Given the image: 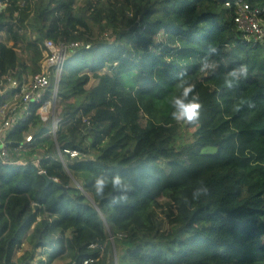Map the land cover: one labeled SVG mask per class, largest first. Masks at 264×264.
Instances as JSON below:
<instances>
[{
    "label": "trees",
    "instance_id": "obj_1",
    "mask_svg": "<svg viewBox=\"0 0 264 264\" xmlns=\"http://www.w3.org/2000/svg\"><path fill=\"white\" fill-rule=\"evenodd\" d=\"M227 1L0 0V109L40 72L46 39L80 43L55 92L56 131L37 112L51 80L5 136L0 264H264V45L242 38ZM206 54L214 68L201 71ZM241 64L247 78L225 87ZM181 70L203 108L173 149ZM117 174L126 199L113 203L111 185L96 196V177ZM199 181L209 193L193 199Z\"/></svg>",
    "mask_w": 264,
    "mask_h": 264
},
{
    "label": "built area",
    "instance_id": "obj_2",
    "mask_svg": "<svg viewBox=\"0 0 264 264\" xmlns=\"http://www.w3.org/2000/svg\"><path fill=\"white\" fill-rule=\"evenodd\" d=\"M227 7H234V23L237 29L241 32L242 38L248 43L264 45V4L252 6L244 0H229L225 3ZM43 57L41 59L40 72L31 75L27 81L20 87L19 97L20 104L24 110L27 109L31 101H39L40 95L50 86L51 80L53 83V91L56 92L64 65V60L69 49L76 48L80 45L79 42H71L66 44L64 42H54L51 39L44 41ZM7 85L10 89H16L19 84L10 76L7 77ZM46 102L40 106L45 108ZM3 109H0V159L3 161L8 160V142L5 139L13 129L12 115H3ZM39 113V112H38ZM27 116V112L24 113ZM43 120L48 117L39 113ZM59 119L53 118L52 132L56 131ZM32 141V136L28 135L25 138V144ZM21 148V147H20ZM71 158L77 157L78 152L75 150L64 149ZM95 259L85 258L78 264H91Z\"/></svg>",
    "mask_w": 264,
    "mask_h": 264
},
{
    "label": "clouds",
    "instance_id": "obj_3",
    "mask_svg": "<svg viewBox=\"0 0 264 264\" xmlns=\"http://www.w3.org/2000/svg\"><path fill=\"white\" fill-rule=\"evenodd\" d=\"M218 49L215 46H209L206 50L207 54H216ZM207 54L203 58L201 63V71H207L214 68V64L210 63L207 59ZM248 75L247 65L241 64L237 68L230 70L224 79V86L227 88H232L234 82H239L241 79H246ZM187 73L181 70L176 73V79L178 80L179 93L173 95L170 98V104L173 109L171 112V117L178 123L196 125L199 123L201 110L203 104L200 101L199 94L195 92L196 85L188 81ZM111 185L113 190H116L122 195L113 199V203H118L126 199L123 193H126L130 189V185L120 176L113 175L108 176H98L95 179L93 188L96 196L103 197L105 190ZM209 193V187L203 181L198 182V186L193 189L192 197L193 199H199L203 195ZM187 200V198H185Z\"/></svg>",
    "mask_w": 264,
    "mask_h": 264
},
{
    "label": "rangeland",
    "instance_id": "obj_4",
    "mask_svg": "<svg viewBox=\"0 0 264 264\" xmlns=\"http://www.w3.org/2000/svg\"><path fill=\"white\" fill-rule=\"evenodd\" d=\"M82 0H77V3H80ZM4 39L3 33H0V40ZM95 83L94 80H91L87 87L92 86ZM54 92V91H53ZM20 104V97L15 95L14 97L7 99L4 106L1 108L3 109V115H12L14 118L18 117L20 113L19 109ZM45 108H38L37 112H42L43 115L46 117L52 116L53 118H56V113H58L62 106L59 105V99L55 97V92L53 93L52 97L46 101ZM197 125L190 126L189 124L184 123H177L176 130L173 131L172 140L170 141L169 145L170 148L178 149L181 147H184L185 145H188L192 142L193 139V133L196 129ZM163 199V198H161ZM20 254V251L16 253V256Z\"/></svg>",
    "mask_w": 264,
    "mask_h": 264
},
{
    "label": "water",
    "instance_id": "obj_5",
    "mask_svg": "<svg viewBox=\"0 0 264 264\" xmlns=\"http://www.w3.org/2000/svg\"><path fill=\"white\" fill-rule=\"evenodd\" d=\"M43 176L45 177V179H46V181H47L48 183L53 182V183L58 184V182H57L56 180H53V179L48 178L45 174H43Z\"/></svg>",
    "mask_w": 264,
    "mask_h": 264
}]
</instances>
